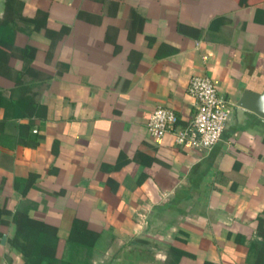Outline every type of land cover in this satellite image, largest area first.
Returning a JSON list of instances; mask_svg holds the SVG:
<instances>
[{"label":"crops","instance_id":"crops-1","mask_svg":"<svg viewBox=\"0 0 264 264\" xmlns=\"http://www.w3.org/2000/svg\"><path fill=\"white\" fill-rule=\"evenodd\" d=\"M228 117L209 149L149 137L185 125L191 75ZM264 0H0V264L12 216L55 227L49 264H264ZM73 219L91 246L66 236ZM187 253L177 259L172 249Z\"/></svg>","mask_w":264,"mask_h":264},{"label":"built area","instance_id":"built-area-1","mask_svg":"<svg viewBox=\"0 0 264 264\" xmlns=\"http://www.w3.org/2000/svg\"><path fill=\"white\" fill-rule=\"evenodd\" d=\"M186 92L194 99L192 118L183 126L176 123L172 109L156 106L145 123L150 138L159 139L170 133L177 146L194 150L212 147L220 138L228 113L226 102L218 94L212 81L203 75H191Z\"/></svg>","mask_w":264,"mask_h":264},{"label":"trees","instance_id":"trees-1","mask_svg":"<svg viewBox=\"0 0 264 264\" xmlns=\"http://www.w3.org/2000/svg\"><path fill=\"white\" fill-rule=\"evenodd\" d=\"M5 206L4 200L0 201V225L9 219L10 210ZM12 220L15 223V231L10 244L24 258L23 264H49L44 258L54 254L55 241L57 239L55 227L17 213L12 216ZM79 223L78 220L73 219L66 240L91 246L95 239V234L84 227L83 230H80L78 228ZM172 253L177 259L187 255L186 252L176 248L172 249ZM195 264L209 263L204 261Z\"/></svg>","mask_w":264,"mask_h":264},{"label":"water","instance_id":"water-1","mask_svg":"<svg viewBox=\"0 0 264 264\" xmlns=\"http://www.w3.org/2000/svg\"><path fill=\"white\" fill-rule=\"evenodd\" d=\"M237 105L264 118V90L260 93L244 90L238 99Z\"/></svg>","mask_w":264,"mask_h":264}]
</instances>
